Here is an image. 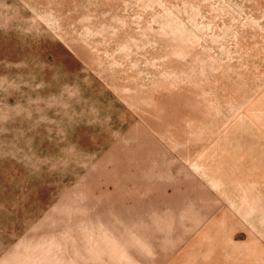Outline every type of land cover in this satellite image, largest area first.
Masks as SVG:
<instances>
[{
  "label": "rangeland",
  "instance_id": "374dc122",
  "mask_svg": "<svg viewBox=\"0 0 264 264\" xmlns=\"http://www.w3.org/2000/svg\"><path fill=\"white\" fill-rule=\"evenodd\" d=\"M0 264H264V0H0Z\"/></svg>",
  "mask_w": 264,
  "mask_h": 264
}]
</instances>
